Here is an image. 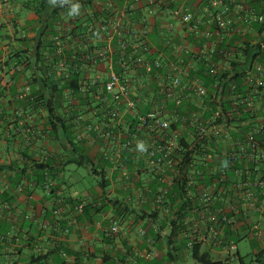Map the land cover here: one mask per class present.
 Returning a JSON list of instances; mask_svg holds the SVG:
<instances>
[{
	"label": "crops",
	"instance_id": "1",
	"mask_svg": "<svg viewBox=\"0 0 264 264\" xmlns=\"http://www.w3.org/2000/svg\"><path fill=\"white\" fill-rule=\"evenodd\" d=\"M84 1L0 0V264H199L188 246L199 235L194 226H204L191 211L193 204L184 211L191 220L173 224L178 201L169 197L168 203L154 211L155 198L162 196L161 186L157 179L155 183L146 159L137 153L130 170L120 160V144L138 137L128 136L123 129L107 139L86 131V122L78 124L76 119L88 107H76L70 89L63 90L57 109L65 126L58 124L54 131L43 103L29 96L32 71L29 60L23 59L33 61L39 41L49 40L45 24L69 20L65 9L72 21H84L92 6L101 8L100 0H92V6L83 5ZM60 14L62 18L53 20V15ZM175 31L171 34L175 44L195 54L198 47L188 42L185 29L177 26ZM78 45L64 40L62 49L74 54ZM40 50L46 53L42 45ZM157 56H163L166 63L175 60L159 41H150L147 57ZM187 60L191 70L197 67L192 58ZM97 67L93 74L100 75L105 66ZM137 80L149 87L146 77ZM195 99L190 95L181 103ZM141 101L149 104L146 92H141ZM86 102L96 106L93 99ZM83 115L87 122H98L93 111ZM140 137H146L140 140L143 145L151 142L147 136ZM89 167L102 179L82 186L81 168ZM236 179L233 176L231 180ZM256 196L254 208L244 205L246 222L236 224L239 239L249 244L253 262L244 261L237 242L235 259L230 262L220 245L202 243L201 252H208L220 264H264V194ZM80 203L84 204L82 213L76 212ZM114 223L116 232L110 230Z\"/></svg>",
	"mask_w": 264,
	"mask_h": 264
},
{
	"label": "built area",
	"instance_id": "2",
	"mask_svg": "<svg viewBox=\"0 0 264 264\" xmlns=\"http://www.w3.org/2000/svg\"><path fill=\"white\" fill-rule=\"evenodd\" d=\"M99 3L101 5L99 9H103L104 12L101 13L99 21L95 20L96 30L92 25L89 26L86 33L81 36L82 44L77 39L73 40L80 44L86 60L90 63V67H81L86 77L80 83L78 90L89 95V99L95 100L96 107L93 109V114L98 118V122H87L83 114L77 116L76 122L78 124L86 122L85 130L94 133L97 138L107 139L114 136L115 130L121 129L125 130L128 136L138 137L135 138L136 140L126 138L120 147L131 153L141 154L152 172L163 175L161 182L166 187H161L159 190L163 197L173 188V181L184 176L187 179L185 196L198 200L191 211L198 214L204 222L202 229L194 226L199 231L196 240L221 246L220 241L217 240L221 233L219 218L227 222H230V219L225 216L224 207L213 208V205L225 192L221 189L214 194L213 185H206L202 181V171L207 168L208 174L220 176V181H214L217 184L224 179L228 161L234 162L238 157L239 159L246 157L252 158V162L256 163L259 157H264V151L260 148L262 143L258 139L264 134V1L197 0L196 3L203 5L201 11L194 10L189 0H100ZM138 10L141 11V15L137 19L133 15ZM211 22L216 24L217 30H212ZM154 24L162 25L159 43L164 48L171 49V53L175 55L173 62L166 63L163 56L153 59L147 57L150 53L149 34ZM177 26L183 27L187 35L193 33L194 38L204 41L195 54L192 55L187 47L173 43L174 38L171 34ZM233 36L240 39L249 37L253 49L250 65L252 68L246 75L249 93L245 101L252 106V127L248 132L247 142H238L235 145L223 143L228 133L222 121L216 119L220 117L218 112L213 113L205 123L199 122V114H193L191 124L195 128L194 133L201 138L214 140L215 145H210L211 147L209 144L205 145V150L197 160L190 161L181 172L183 166H181V157L177 153L181 149L179 137L188 130L180 125L176 131H173L171 125L176 117L164 116L163 107L160 105L167 100L179 105L190 95L197 99L195 102L198 99V102H201L207 93L203 77L196 75L191 78V67L186 65L187 59L192 58V62L198 65L195 60L198 54L210 58L213 42H221L224 37ZM54 39L61 42L57 48L59 54L63 51L62 42L71 40L69 36L61 40L59 35ZM95 44L99 45L95 46ZM184 53L188 55L187 58L183 57ZM219 54L225 56L227 53L220 51ZM115 56L118 57V67L114 66ZM131 56H135L133 60L135 64L146 75H153L155 80L156 89L151 91L152 98L147 101L154 105L148 110L141 101V92H146L147 89L146 83L136 80L135 67L128 65L132 60ZM99 64H104L105 67H102L103 71L100 75H95L93 72L100 68L97 67ZM209 67H212L210 73L213 74L214 67L220 66L212 63ZM56 69L67 77V67L63 60L58 61ZM101 74H104V77H101ZM162 96H165L166 100L161 101ZM234 98L239 99V95H234ZM140 136L149 137L148 140L151 142L143 145ZM235 174L239 175L238 171H235ZM234 181L242 183V179L239 178ZM244 181L242 184H249V188L244 192L243 197L250 206L254 207L256 192H264V179L254 176L251 180ZM193 186L196 188L195 193L192 191ZM162 196H159L157 201L161 200ZM228 208L234 210V205L230 204ZM83 209V203L76 206V212L82 213ZM54 213L57 214L58 211L55 210ZM186 220L191 219L185 217L183 223ZM253 228L258 230L257 225ZM110 230L117 231L116 223ZM188 246L191 248L193 242H189ZM221 247L227 262L233 261L235 244L230 243Z\"/></svg>",
	"mask_w": 264,
	"mask_h": 264
},
{
	"label": "trees",
	"instance_id": "3",
	"mask_svg": "<svg viewBox=\"0 0 264 264\" xmlns=\"http://www.w3.org/2000/svg\"><path fill=\"white\" fill-rule=\"evenodd\" d=\"M197 0H189L192 4V8L196 11H201L203 5L200 3H196ZM264 1V0H261ZM207 2V0H205ZM252 2V1H251ZM83 5H91L92 0H86V2H82ZM206 5V4H205ZM66 6V5H65ZM69 6V5H68ZM66 8V7H64ZM92 13L91 15L84 21L82 20H74L72 21L69 15V10L65 9L64 13L67 11V16L69 20L63 21L64 23H47L45 24L44 32L49 31V40L42 44V40L39 41L37 46L34 49L33 61H30L29 57L24 58L29 62L30 69L32 71L28 82L32 85V92L30 93V97H33L37 101H41L43 103L44 109L48 115V124L52 130H56L58 124L65 126V121L62 116L58 113L57 109L61 106L60 98L63 95V90L70 89L71 97L76 98L78 108H83L85 105L88 109H83V113L86 111H93L94 108L90 105L89 95L80 93L78 87L82 80L86 77L85 71L82 72L81 67H90V63L85 58V53L80 46L81 36L84 35L89 26L95 27L96 30V21H99V17L104 12L103 9H93L91 7ZM63 14L53 15V20L56 17L62 18ZM66 14H64L65 16ZM141 15V11L138 10L133 17L137 19ZM203 19H206L203 17ZM65 20V19H64ZM158 24L152 25L151 33L149 34V40L152 42H158L161 29H158ZM210 27L213 31L217 30V26L214 22H211ZM60 36L61 40H64L67 36L71 38L69 41H73L77 39L80 43L78 45L79 49L74 54L72 52L62 51L60 54L57 52V48L61 44L58 40L54 39L55 36ZM249 37L245 39H240L237 36H233L231 38L224 37L221 42H213L214 46L212 53H209V57L205 58V56L198 54L195 57L197 60V67L191 70V78H194L196 75H200L203 77V83L206 87L207 93L201 100V102L195 103H181L179 105H175L173 103L163 102L160 106L163 107L162 114L167 118L171 116L176 117V120L171 125V129L176 131L180 125H183L188 131L184 132L179 137V146L180 151H178L179 157H181V172L185 170L186 164L190 161L197 160L202 151L205 150V145L209 144V146L215 145V141L208 138H201L200 136L194 133L195 128L191 124V119L193 114H199V122L205 123L208 119L211 118L213 113L218 112L219 118H216L217 121H222L226 132L228 133V139L226 138L223 143L226 145H235L236 143H246L247 135L252 127V106L248 104L245 99L248 97L249 86L247 84V72L252 68L250 67L252 62V45L249 43ZM187 40L190 43H193L197 47H201L203 44V40L194 38L193 33H188ZM116 41H114V44ZM173 43L175 41L173 40ZM239 43L241 46L239 47ZM41 45L45 48L46 53L40 50ZM99 44H95V46ZM101 45V44H100ZM166 51L171 53V49L169 47H165ZM220 51H224L227 54L225 56H221ZM231 54V55H230ZM20 61L22 56L19 57ZM131 59L128 63L129 67H135V78L139 79L140 76H144L148 79L149 87L145 90L148 98H152L150 94L152 90L156 89V84L153 75H146L142 69L139 68L138 65L135 64V56H131ZM63 60L67 67V77H64V74L60 73L57 69L58 61ZM212 63L219 64L220 67H214L215 73H210V69ZM114 66L118 67V57H114ZM137 75V76H136ZM138 81V80H137ZM147 84V83H146ZM239 95V99H236L234 95ZM161 101L166 100L165 96L160 97ZM235 100H237L235 102ZM82 102V103H81ZM80 103V104H79ZM79 107V105H81ZM154 103H149L145 109L148 110L153 106ZM70 106V105H69ZM68 107V106H67ZM80 113V114H83ZM146 138V137H145ZM143 137H139L142 141L145 139ZM259 141L262 143L260 148L264 151V134L258 137ZM210 146V147H211ZM214 148V147H213ZM217 149V147H215ZM220 150V149H218ZM243 154V153H242ZM120 160H123L125 164H127V169L130 170L133 158L137 155V153H131L127 149L121 148L120 150ZM228 161V159H227ZM106 170L103 169L101 171L104 174ZM235 171H238L239 175L235 174ZM98 171H95L97 173ZM154 173V172H153ZM153 176L155 183L156 179L158 181V186L165 188V184L161 182V177L163 175L154 173ZM237 177L242 179V183L244 180H251L254 176H259L264 179V157H259L257 162H252V158L243 157V159L232 162L228 161L225 167V173L223 175V180L221 182L214 183V181H220V176L210 175L207 172V168L202 171V181L204 184L213 185V193L217 194L221 189L224 190V194L221 195V199L215 201L213 208L224 207V214L227 219H230V222L222 221L219 218L221 226H220V236L217 237L221 243V246H228L230 243L237 242L239 239V235L236 229V224L245 223L246 222V210L244 209V205L250 206L248 202H244L243 194L249 188V184L243 185L242 183H238L233 181L232 177ZM186 178L183 176L179 177L178 180L173 181V188L170 192L165 195L161 200L157 201L155 198V212L161 206L168 203L169 197L173 201H178V205L176 206V210L174 211V219L173 224H182L183 219L186 217L184 211L187 209L186 207L193 204V207L196 206L198 200L196 198H188L185 196L186 194ZM193 193L196 192L195 186L192 187ZM264 194L262 191H257V194ZM156 194H158L156 192ZM167 196V197H166ZM170 199V200H171ZM257 199V196H256ZM232 204L234 205V210L228 208V206ZM246 206V205H245ZM255 206V204H254ZM254 208V207H252ZM193 246L191 247L193 252V258L199 264H220L221 262L213 261L208 252H201V242H197L196 239L193 241ZM236 256V255H235ZM238 259L242 262V258L238 255Z\"/></svg>",
	"mask_w": 264,
	"mask_h": 264
},
{
	"label": "rangeland",
	"instance_id": "4",
	"mask_svg": "<svg viewBox=\"0 0 264 264\" xmlns=\"http://www.w3.org/2000/svg\"><path fill=\"white\" fill-rule=\"evenodd\" d=\"M81 173H83L82 175L83 177V182H82V186H92L95 185L98 181H100L102 179V175L101 174H93L91 172V169L89 167V169L87 168H81ZM239 249H240V253L244 259V261L246 263H250L251 260L253 262V257L251 255V253L248 255V253L250 252V247L249 244L245 241V240H238L237 241Z\"/></svg>",
	"mask_w": 264,
	"mask_h": 264
},
{
	"label": "clouds",
	"instance_id": "5",
	"mask_svg": "<svg viewBox=\"0 0 264 264\" xmlns=\"http://www.w3.org/2000/svg\"><path fill=\"white\" fill-rule=\"evenodd\" d=\"M141 147H143V145H141Z\"/></svg>",
	"mask_w": 264,
	"mask_h": 264
}]
</instances>
